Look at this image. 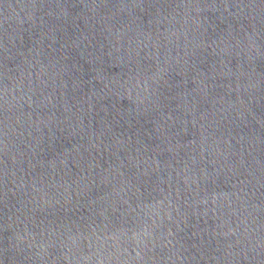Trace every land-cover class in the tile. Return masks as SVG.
Wrapping results in <instances>:
<instances>
[{"label":"water","instance_id":"95a60500","mask_svg":"<svg viewBox=\"0 0 264 264\" xmlns=\"http://www.w3.org/2000/svg\"><path fill=\"white\" fill-rule=\"evenodd\" d=\"M0 264H264V0H0Z\"/></svg>","mask_w":264,"mask_h":264}]
</instances>
